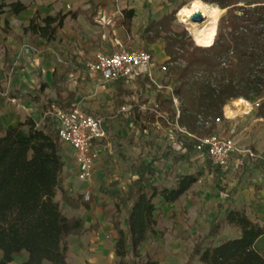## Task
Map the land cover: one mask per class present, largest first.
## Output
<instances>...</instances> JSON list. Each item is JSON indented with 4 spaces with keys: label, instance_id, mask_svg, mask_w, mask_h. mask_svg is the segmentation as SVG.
Wrapping results in <instances>:
<instances>
[{
    "label": "trees",
    "instance_id": "obj_1",
    "mask_svg": "<svg viewBox=\"0 0 264 264\" xmlns=\"http://www.w3.org/2000/svg\"><path fill=\"white\" fill-rule=\"evenodd\" d=\"M162 1L173 4L177 0ZM200 1L225 10L210 47L195 46L186 31L173 30L176 12L182 4L149 23L139 35L145 47L163 42L167 57L163 65L181 102L176 122L184 133L169 131H173L183 152L173 154L169 143L165 147V156L173 154L174 162H189L198 154V139L213 133L215 125L210 122L222 118L227 104L238 99L250 101L264 89V0ZM90 5L94 6V2L90 1ZM26 9L27 4L20 0H0V18L5 14L17 16ZM121 14V25L130 32L134 11L124 9ZM69 16L57 13L41 18L36 13L22 28L21 37L37 36L46 43L54 41ZM0 35L19 40L6 20L0 25ZM218 73L220 76L215 81ZM62 81L64 76L58 75L55 69L52 86L56 97L50 99L45 94L48 84L38 78L35 95L29 97L31 102L42 107L43 119L38 126L26 118L4 130L0 122V264L11 263L13 257L21 253L27 255L21 264H69L67 238L81 237L88 231L82 218H67L62 210L63 205L73 210L80 207L79 199L71 198L69 191L62 187L63 148L56 130V113L71 109L76 96L72 91L67 92L65 98L61 96L63 90L59 83ZM125 82L114 83L119 108L126 105L123 96L130 95L122 89ZM134 84L138 104L130 103L129 111L120 113L122 116H127L140 133L145 131L147 123L159 122L166 127L175 123L172 103L160 94H156L155 103L159 111L167 115L165 120L140 111V104L146 102L143 97L150 90L149 81L139 76ZM263 108L260 104L258 114L261 118H264ZM206 123L209 126L206 127ZM154 162V159L146 160L140 151L132 163V178L126 190H117L114 183L105 192L113 203L111 227L116 237L112 264H159L148 254H141L147 237L157 235L155 213L158 206L154 201L159 198L166 205L173 204L197 181L196 175L188 174L176 177L172 187L155 185ZM212 171L217 193L225 194L226 172L215 167ZM58 191L61 205L54 201ZM216 209L215 219L207 232L195 241L185 264H193L194 259L199 264H264V255L255 248L256 241L264 235V226L248 219L242 211L226 210L223 204L216 203ZM224 225L238 230L239 235L214 245Z\"/></svg>",
    "mask_w": 264,
    "mask_h": 264
},
{
    "label": "rangeland",
    "instance_id": "obj_2",
    "mask_svg": "<svg viewBox=\"0 0 264 264\" xmlns=\"http://www.w3.org/2000/svg\"><path fill=\"white\" fill-rule=\"evenodd\" d=\"M193 1L177 0L171 4L172 11L176 10L180 4H182V8L190 7ZM216 8L219 9L218 7ZM178 12L179 10L176 12V20L172 25L173 30L175 32L184 30L192 38L188 30L190 26L181 21ZM224 15L225 10H220L217 13V25L219 19ZM7 17H11V14H5L0 18L1 26ZM100 21L102 22L103 20ZM11 22L15 27L17 26L13 20ZM91 25L95 29L99 26L97 24ZM18 33L19 40L0 35V57L5 60L2 70L6 75L7 86L12 79L18 77L20 73H23L19 70V67L17 69V64H15L17 60L11 61L16 55L22 54L23 56H29L27 60H30V63H28L30 69L25 71L29 78H32L34 81H38V78L44 82L48 81L49 87L45 93L47 96L55 97L56 93L52 86V80H49L51 79V75L49 74L50 67L44 66L42 60L40 64L38 62V65H35L36 63L32 59V56L35 55L34 45H36L38 40H33L32 37L28 36L21 37V28ZM14 43L20 47L18 51L12 49ZM193 43L197 46L194 40ZM24 45L26 46L25 48L23 47ZM122 48V50L128 51L143 50L139 38L133 37ZM37 54L40 55L39 58L41 59L42 53L38 51ZM52 68L58 70L59 74H63L65 69L59 66H52ZM48 74L49 77L47 76ZM219 74L214 76L215 81L218 80ZM91 77L92 74L88 72L87 66L85 65L84 69H80L77 74L67 73L66 79L59 83V87L63 90L64 96H66L67 92L73 91L76 95L78 107L90 114L102 117L108 124L107 141H103L96 146L99 152V160L103 161V163L102 169L100 170L101 180H97L98 186L93 189L92 199L88 201L89 209L77 211L70 210L65 205L62 206L65 216H78L82 218L85 222V227L88 229L82 239L74 236L67 238V259L69 264H110L115 262L113 244L116 234L111 229L110 224L113 204L105 194L107 186L116 182L118 183V189L125 190L126 184L131 176L130 166L140 150L147 160L156 159L158 162H162L166 158L164 156L165 146L167 144L165 136L169 129H172L171 126L166 127L158 122L147 125L145 131L139 133L133 126V123L124 122L126 119L119 112L113 85L99 82L100 79L97 76L94 78ZM18 78L21 79V77ZM125 85L129 89L128 93H130L124 100L128 106L130 105L129 103H136L138 95L132 82L126 83ZM98 86H100L99 90L96 88ZM3 92L4 90L0 85V94ZM6 93L7 96H3L5 102H8L12 98L24 99V97L19 96V90ZM242 100L245 104L240 107L236 105L237 100L227 104V114L231 117L237 115V121L240 122V143L264 155V118L259 116V108H254L248 114H242V111L249 110L246 106V102L248 101ZM254 100L264 105V89L257 97H251L250 101L252 102ZM207 121L210 122L209 119ZM174 153L178 154L176 150H174ZM197 156L198 154L193 156L197 165L187 164L185 161H178L174 162L172 168L167 170L168 179L166 181L169 182L168 185L174 183V181H170V178L173 176L178 177L181 174H187L189 172L196 175L197 181L192 189L173 204L166 205L159 198L154 201L158 206V210L155 213L157 235L148 236L141 248V254L143 256L148 254L159 264H185L195 241L206 233L208 224L216 217L215 204L219 198V194L210 177L214 166L211 165L207 158H199ZM161 164L158 165L159 168ZM252 169L238 172L233 178L235 180H242L240 175L248 172L246 181H256L254 177L257 174L253 175ZM260 171L261 178L264 176V169L262 168ZM161 182L165 184V178ZM54 200L58 201L61 205L59 191L56 193ZM121 220L124 223V214H122ZM193 264H199L197 259H194Z\"/></svg>",
    "mask_w": 264,
    "mask_h": 264
},
{
    "label": "crops",
    "instance_id": "obj_3",
    "mask_svg": "<svg viewBox=\"0 0 264 264\" xmlns=\"http://www.w3.org/2000/svg\"><path fill=\"white\" fill-rule=\"evenodd\" d=\"M20 1L27 4V9L17 16L11 14V17H7L6 19V21L9 22V26L16 35H19L18 33L19 29L21 28L22 31V28L27 26L29 20L36 13H38L41 16V18L53 16L57 13H62L63 15L70 14V16L65 19L63 23V27L58 30L57 36L54 41L46 43L40 40L39 37L37 36L32 37L33 40H38L36 42V45H34L35 55L32 56L33 62L36 63L35 65H38V62L40 64L42 60L44 66L50 67L49 74L51 75V79L48 78L49 80H52V73L55 70L54 68H52V66H59L65 68L63 74H59L57 70L58 75H63L65 80L67 77V73L77 74L80 69L81 70L84 69V66L85 65L87 66L88 63L92 61V59L96 54L100 53L104 55H110L121 51L123 49L122 46L126 45L131 37L139 38L141 30L145 28L149 23H151L152 21L159 20L162 16L170 13L173 10L171 8L172 6L171 4H168L162 0H20ZM90 1L94 2V6L90 5ZM124 9H133L134 11V15L131 21L130 32H126L121 25V21H122L121 11ZM12 20L17 24L16 27L12 24L11 22ZM100 20L103 21L101 22ZM91 24H97L99 26L95 29ZM140 43L142 45L143 50H139V51H147L151 53L157 65L163 64L164 61H166L167 57L164 53V44L162 41H158L157 43L150 45L148 47H145L141 41ZM23 47L25 48L26 46L24 45ZM19 48L20 47L15 43L12 46L13 50L18 51ZM115 48H117L116 51ZM38 51L42 53L41 59L39 58L40 55L37 54ZM27 58H29V56H23L22 54H19L11 59V61L17 60L15 63L17 64V69L19 67V70L23 73H20L18 76L21 77V79L16 77L12 79L10 81V84L7 86L6 75L2 70V66L5 60L0 57V85L4 90V92L0 94V122L4 130L9 126H16L19 123H22L26 118L32 119V121L36 124V126H38L43 119V111L41 105L31 102L29 99L30 96L33 97L35 95L36 89L38 88V81H34L32 80V78H29V76L25 72L30 69L28 65V63H30V60L29 59L27 60ZM49 74L47 75L48 77ZM95 76L96 75L92 74L91 78H94ZM97 78L99 77L97 76ZM45 82L48 84V81ZM99 82L103 83L101 79L99 80ZM129 82H132L134 88L136 89L133 80V81H126L122 87L123 90L126 91L129 90L125 85L126 83ZM109 85H113L114 95L116 97L118 94L117 85L115 84H109ZM99 87L100 86L96 87L97 90H99ZM16 90H19L20 92L19 96L24 97V99L12 98L11 100H8V102H5L3 96H7L6 92H13ZM136 93H137V89H136ZM61 96L63 98L66 97L63 95V92L61 93ZM126 96L127 95L123 96L124 100ZM155 96L156 95L154 94L153 90L150 89L149 91H147V93L143 97V101L145 100L146 102L140 104V107L145 103L148 104L150 102H155ZM47 97L50 99H55L56 96L55 97L47 96ZM134 104H138V98L136 100V103ZM74 107L81 109L80 107H78L76 96L72 108ZM130 107L131 104L128 106L126 104V106L124 105L123 107L119 108L120 110L119 112L127 113ZM121 108H125V111H121ZM81 110L88 113L83 109ZM58 112H67V111H58ZM125 119L126 120L124 122L130 123V121L127 119V116H125ZM147 125H150V123L146 124V128ZM133 126L138 130V127L135 124H133ZM105 128L107 134L108 124L106 123V121H105ZM166 137H167L166 139L167 144L168 143L170 144L168 133L166 134L165 138ZM105 141H107V139ZM62 148H63L62 160L64 163L63 172H62V187L64 190L69 191V195L71 198L79 199L80 207L77 209V211H80L82 209L88 210L89 204L88 202L83 201V193L85 191H88L92 199L93 189L97 188L98 186L97 180H101L100 170L102 169L103 161L101 160L97 161L94 167L93 178L91 182L89 183L80 182L76 179L75 176L76 168L70 156V149L66 146H62ZM172 150L174 151V149ZM165 152L166 151H164V153ZM197 157L200 158L204 156L198 154ZM262 157L263 160H260L258 162L244 159L240 168L237 171L229 170L228 172H226V176L223 180L226 186V191L225 194L219 195V198L216 203L223 204L226 210L236 209L242 211L244 212V214L247 216L248 219L258 223L261 226H264V176L260 178L261 175L260 170L262 168L264 169V155H262ZM173 159H174L173 154L164 158L162 162L161 161L158 162L156 159H154L155 162L153 166L155 169V177L153 181L155 185H158L160 187H172L175 185L176 176L170 178V181H174L173 184L168 185L169 182L166 181L168 179L167 170L172 168V165L174 163ZM186 163L187 164L191 163V165H197V162H195L193 158ZM159 164H161L160 168L158 166ZM131 166H130V173H131ZM250 168H253L252 169L253 175L257 174L254 177L256 178L255 179L256 181H252V182L246 181L247 178L246 176H248L247 174L248 172L243 174L245 175L244 177L242 174L240 175L242 180L239 179L235 180L233 178V176L238 172ZM188 174H192V173L189 172L187 174H181V175H188ZM210 177L212 178V182H213L212 172L210 173ZM131 178L132 175L130 176V180ZM162 178L163 179L165 178V184H162L161 182L163 180ZM130 180L127 182L126 188L129 185ZM113 181H115V179H113ZM112 184L107 186V190L113 187ZM115 184H117L116 189L121 190L118 189V183L115 182ZM60 199H61V193H60ZM54 201L58 202L56 200ZM69 209L73 210L71 208ZM215 209H216V204H215ZM72 217H78V216H70L67 218H72ZM210 224L211 223L208 224L205 232H207ZM85 235L86 234H84L80 238L82 239ZM238 235H239L238 230L231 228L227 225H224L220 231L219 236L214 240V245H218L220 244V242L228 239L236 238ZM255 248L264 255V235L256 241ZM0 258H2L1 251H0ZM26 259H27L26 253H21L17 256H14L13 261L9 264H13V263L21 264Z\"/></svg>",
    "mask_w": 264,
    "mask_h": 264
},
{
    "label": "built area",
    "instance_id": "obj_4",
    "mask_svg": "<svg viewBox=\"0 0 264 264\" xmlns=\"http://www.w3.org/2000/svg\"><path fill=\"white\" fill-rule=\"evenodd\" d=\"M87 69L105 84H114L121 80L133 81L139 76H145L154 94H160L172 103L175 114V123L171 125L172 130L184 133L176 122L179 116L180 99L174 92L173 83L166 75V67L163 64L157 65L151 53L128 50H121L110 55L99 53L88 63ZM246 106L249 110L242 111V114H248L254 108H259L260 104L258 101H248ZM227 108V106L223 108L221 119L210 122L215 125L213 133L199 138L196 144L197 153L206 157L212 166L222 172L237 171L244 159L254 162L263 160L260 153L240 143V122L237 121V115L231 117L227 114ZM140 110L153 113L156 118L165 120L167 117L165 113L159 111L155 102L141 105ZM121 111H125V108H121ZM56 119L59 142L70 149V156L76 168V179L80 182H91L94 167L99 160L96 146L107 139L104 119L90 115L77 107L67 112H58ZM207 126H209L208 123H206ZM172 130L168 131L170 144L174 150L183 152ZM90 199V193L85 191L83 201L88 202Z\"/></svg>",
    "mask_w": 264,
    "mask_h": 264
},
{
    "label": "bare ground",
    "instance_id": "obj_5",
    "mask_svg": "<svg viewBox=\"0 0 264 264\" xmlns=\"http://www.w3.org/2000/svg\"><path fill=\"white\" fill-rule=\"evenodd\" d=\"M219 11L215 6H209L200 0H194L191 2L190 7H183L179 10L178 16L184 24L190 26L188 28L189 33L197 46L206 48L213 44L216 36L217 13ZM196 14L202 15L205 21L202 23L192 22V18ZM243 104L245 102L242 99L236 102L238 107Z\"/></svg>",
    "mask_w": 264,
    "mask_h": 264
},
{
    "label": "water",
    "instance_id": "obj_6",
    "mask_svg": "<svg viewBox=\"0 0 264 264\" xmlns=\"http://www.w3.org/2000/svg\"><path fill=\"white\" fill-rule=\"evenodd\" d=\"M204 21V18L202 17V15L200 14H196L193 18H192V22L194 23H202Z\"/></svg>",
    "mask_w": 264,
    "mask_h": 264
}]
</instances>
